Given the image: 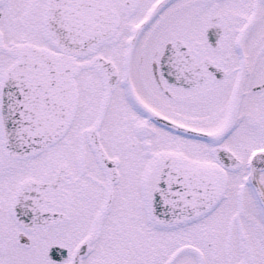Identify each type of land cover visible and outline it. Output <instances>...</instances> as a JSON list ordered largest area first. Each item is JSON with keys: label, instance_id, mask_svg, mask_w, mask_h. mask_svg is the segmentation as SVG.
Returning <instances> with one entry per match:
<instances>
[{"label": "snow or ice", "instance_id": "6c2138e0", "mask_svg": "<svg viewBox=\"0 0 264 264\" xmlns=\"http://www.w3.org/2000/svg\"><path fill=\"white\" fill-rule=\"evenodd\" d=\"M0 264H264V0H0Z\"/></svg>", "mask_w": 264, "mask_h": 264}]
</instances>
